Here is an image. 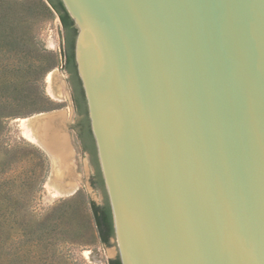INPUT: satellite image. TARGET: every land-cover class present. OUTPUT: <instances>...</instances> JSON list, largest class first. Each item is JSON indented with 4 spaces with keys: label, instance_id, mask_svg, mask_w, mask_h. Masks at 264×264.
I'll list each match as a JSON object with an SVG mask.
<instances>
[{
    "label": "water",
    "instance_id": "1",
    "mask_svg": "<svg viewBox=\"0 0 264 264\" xmlns=\"http://www.w3.org/2000/svg\"><path fill=\"white\" fill-rule=\"evenodd\" d=\"M61 2L120 263L117 179L135 264H264V0Z\"/></svg>",
    "mask_w": 264,
    "mask_h": 264
},
{
    "label": "rangeland",
    "instance_id": "2",
    "mask_svg": "<svg viewBox=\"0 0 264 264\" xmlns=\"http://www.w3.org/2000/svg\"><path fill=\"white\" fill-rule=\"evenodd\" d=\"M20 1L25 50L1 51L0 73L20 67L45 102L16 103L19 116L6 119L0 131V264H107L117 248L114 238L107 246L100 243L92 221L89 202L103 205L104 194L91 185L94 166L77 139L80 117L63 67V30L39 0ZM29 67L48 71L27 73ZM48 115L59 116L56 127L71 147L69 165L49 154L38 137Z\"/></svg>",
    "mask_w": 264,
    "mask_h": 264
},
{
    "label": "trees",
    "instance_id": "3",
    "mask_svg": "<svg viewBox=\"0 0 264 264\" xmlns=\"http://www.w3.org/2000/svg\"><path fill=\"white\" fill-rule=\"evenodd\" d=\"M39 2L46 11H53L55 13L63 30V67L69 75L68 84L71 89V98L75 113L80 117L76 135L82 151L89 154L94 166L93 182L91 185H96L104 194L103 205L97 206L95 203L89 202V208L98 239L102 245L107 246L110 239L113 238L112 217L89 126L85 96L76 71L74 47L77 30L61 0H39ZM24 6L25 2L20 0H0V52L5 50V48H10L9 50L15 54H17V51L20 53L21 50H25L22 49L25 41L19 31L20 26L24 24ZM24 52L29 53L30 51L27 50ZM3 70L0 73V131L6 119L12 116H19V113L14 110L16 103L32 101V103L40 104L42 100L45 102L43 93L39 92V88L34 81L25 80L27 74L23 76L20 73V67H8ZM25 71L27 73H46L48 69L40 67L34 70L29 67ZM35 110L44 109L40 107L38 109L35 108ZM107 264L121 263L119 258L116 257L109 259Z\"/></svg>",
    "mask_w": 264,
    "mask_h": 264
},
{
    "label": "bare ground",
    "instance_id": "4",
    "mask_svg": "<svg viewBox=\"0 0 264 264\" xmlns=\"http://www.w3.org/2000/svg\"><path fill=\"white\" fill-rule=\"evenodd\" d=\"M68 6L71 8L72 5L69 0H66ZM80 67L82 72L83 70V63L80 61ZM83 76L86 73H82ZM59 115V114H58ZM59 116H57L58 118ZM62 117V114H61ZM56 115H48L44 116L43 120V131L38 134L40 138L41 144L43 148L49 152V154L53 156H57L58 160L65 165H69L70 158H71V147L69 145L68 138L65 134H61L60 129H58L56 123L58 124L59 121H55ZM64 118V117H63ZM57 126V127H56ZM42 129V127H41ZM118 181V179H117ZM114 186V195L116 198V205L121 212L120 221L118 222V240L119 244L121 245V253L123 256V260L125 264H135L134 258L132 254L130 239H129V229H130V220L131 217L126 213H124V206L127 204L129 205V199L127 196L126 188H124L121 183L117 182ZM113 188V187H112Z\"/></svg>",
    "mask_w": 264,
    "mask_h": 264
},
{
    "label": "flooded vegetation",
    "instance_id": "5",
    "mask_svg": "<svg viewBox=\"0 0 264 264\" xmlns=\"http://www.w3.org/2000/svg\"><path fill=\"white\" fill-rule=\"evenodd\" d=\"M89 155V154H88Z\"/></svg>",
    "mask_w": 264,
    "mask_h": 264
}]
</instances>
